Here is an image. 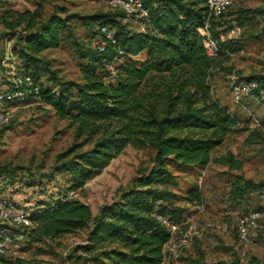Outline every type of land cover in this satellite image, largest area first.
<instances>
[{
    "label": "trees",
    "instance_id": "1",
    "mask_svg": "<svg viewBox=\"0 0 264 264\" xmlns=\"http://www.w3.org/2000/svg\"><path fill=\"white\" fill-rule=\"evenodd\" d=\"M142 3L148 11L146 18L141 17L142 29L128 27L120 10L79 14L58 8L42 16L35 7L6 8L0 14V23L7 30L4 34L15 39L11 51L20 60L19 70L30 74L39 86L38 93L29 94L26 100L50 105L58 117L75 125L76 138L93 140L87 149L74 143L57 153L52 169L68 174L67 189L82 188L128 144L154 151L151 167L134 176L116 199L100 205L95 214L88 204L68 198L67 193L37 201L28 210L33 224L17 231L22 240L39 243L85 229L84 242L75 250L85 252L92 264L159 263L171 237L164 220L185 230L187 214L178 202L201 199L197 187H189L181 196L175 193L169 163L206 166L211 150L237 123L228 108L213 98L210 85L219 55L229 57L240 50L234 40L219 37L228 29L227 13L215 19L206 0ZM263 12L262 7L241 8L235 18L241 17V22ZM73 20L89 30L90 39L99 36L100 26H108L113 29V40L106 41L102 51L91 42L84 45L75 38ZM206 22L219 44L214 57L205 53L197 30ZM65 39L72 41L76 54L84 60L81 81L59 78L42 55ZM141 52L144 57L139 59L136 56ZM113 62L118 63L111 71L107 66ZM44 72L57 89L41 84ZM106 76L112 79L106 81ZM255 77L247 80L264 85V75ZM248 136L252 143L259 133L252 130ZM216 160L230 169H240L243 164L230 151ZM244 185L258 188L264 182L246 180ZM5 226L0 224V234ZM10 236L16 239L15 232ZM0 264L37 263L3 253Z\"/></svg>",
    "mask_w": 264,
    "mask_h": 264
},
{
    "label": "rangeland",
    "instance_id": "2",
    "mask_svg": "<svg viewBox=\"0 0 264 264\" xmlns=\"http://www.w3.org/2000/svg\"><path fill=\"white\" fill-rule=\"evenodd\" d=\"M35 7L42 16L58 8L79 14L118 10L109 6L107 0H0V14L6 8ZM255 7L264 8V0H232L225 10L228 29L223 33L224 38L237 42L240 50L229 57L219 55V66L210 80L213 98L225 105L237 120L234 130L211 150L206 166L169 163L175 193L181 196L189 187H197L201 194L200 201L178 202L185 207L194 231H188L185 239L182 236L176 239L179 245L174 253L176 264H264V185L258 188L244 185L246 180L264 182V106L247 93L241 95L240 102L233 97L236 83L264 75V12L241 22V17L235 18L239 9ZM123 22L134 29L145 27L136 12ZM71 27L78 41L84 45L94 43L89 30L78 20H73ZM6 31L0 23V88L8 86L19 72L20 60L11 51L15 39L4 34ZM42 55L59 78L81 81L80 64L84 60L76 54L70 39L45 49ZM136 57L142 59L144 53ZM118 62L107 68L112 71ZM111 79L105 77L106 81ZM40 81L44 86L57 89L46 72ZM9 111L10 120L0 125V167H4L0 172V196L11 198L25 209H34L37 201L52 200L67 193L68 198L88 204L95 214L100 205L116 199L134 176L148 170L153 163L154 151L150 147L128 144L82 188L67 189L68 174L52 169L57 153L74 143H82L80 148L87 149L93 140L76 138L75 125L58 117L50 105L37 99L11 104ZM252 130L259 136L249 143L248 135ZM227 151L241 160L240 169H230L216 160ZM250 209H258L261 217L254 243L244 246L237 235L236 220ZM0 224L6 225V222L0 218ZM85 234V229L78 230L39 243L13 238L4 255L22 257L37 264H92L85 252L75 250L76 245L84 242Z\"/></svg>",
    "mask_w": 264,
    "mask_h": 264
},
{
    "label": "built area",
    "instance_id": "3",
    "mask_svg": "<svg viewBox=\"0 0 264 264\" xmlns=\"http://www.w3.org/2000/svg\"><path fill=\"white\" fill-rule=\"evenodd\" d=\"M232 0H206V5L210 14L219 19L224 16L225 10L231 5ZM107 3L112 8H116L124 13L123 19L128 18L133 12H136L140 17H147L148 11L143 6L142 0H107ZM198 33L201 36V41L205 53L214 57L218 54L219 44L217 38L213 37L208 29V22L205 25L198 27ZM99 36L94 38L92 43L99 51L104 49L105 43L108 40H113V29L108 26L99 27ZM220 39L224 38L223 33L219 34ZM39 90L38 84L33 77L19 70L15 73L10 84L4 88H0V125L6 124L11 114L9 108L11 104L23 102L29 97V94H37ZM247 93L252 97L257 98L264 106V85H260L256 79L241 81L233 86V97L236 102L241 101V95ZM258 124L256 118H253ZM261 212L258 209H250L237 216L236 230L239 241L242 245L247 246L254 243L257 236V229ZM0 218L6 222V226L0 234V254L5 253L8 243L11 241V232H15L16 238L21 239V232L19 230H27L33 224L29 217L28 209L17 205L15 201L6 196H0ZM168 226L171 237L164 245L163 257L159 263L156 264H176L174 260V253L178 250L179 245L176 242L179 236L185 239L187 232L194 231V226L186 217L183 224L186 229L182 230L178 224L170 223L164 220ZM244 250L241 251V255Z\"/></svg>",
    "mask_w": 264,
    "mask_h": 264
}]
</instances>
